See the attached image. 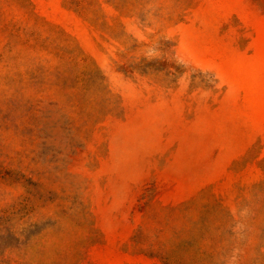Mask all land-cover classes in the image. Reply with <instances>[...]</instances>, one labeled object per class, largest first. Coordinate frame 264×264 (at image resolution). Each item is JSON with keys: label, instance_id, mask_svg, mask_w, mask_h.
Masks as SVG:
<instances>
[{"label": "rangeland", "instance_id": "1", "mask_svg": "<svg viewBox=\"0 0 264 264\" xmlns=\"http://www.w3.org/2000/svg\"><path fill=\"white\" fill-rule=\"evenodd\" d=\"M0 264H264V0H0Z\"/></svg>", "mask_w": 264, "mask_h": 264}]
</instances>
